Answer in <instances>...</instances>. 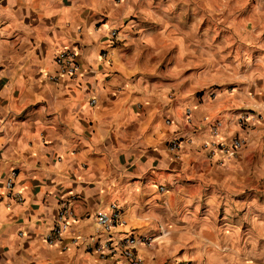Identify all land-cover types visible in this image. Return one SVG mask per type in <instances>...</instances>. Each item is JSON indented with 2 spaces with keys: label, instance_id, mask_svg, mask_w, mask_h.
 Listing matches in <instances>:
<instances>
[{
  "label": "clouds",
  "instance_id": "9594fccd",
  "mask_svg": "<svg viewBox=\"0 0 264 264\" xmlns=\"http://www.w3.org/2000/svg\"><path fill=\"white\" fill-rule=\"evenodd\" d=\"M0 264H264V0H0Z\"/></svg>",
  "mask_w": 264,
  "mask_h": 264
}]
</instances>
